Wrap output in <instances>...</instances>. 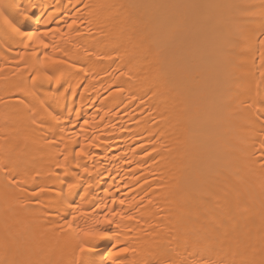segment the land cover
Masks as SVG:
<instances>
[{
	"label": "bare ground",
	"instance_id": "6f19581e",
	"mask_svg": "<svg viewBox=\"0 0 264 264\" xmlns=\"http://www.w3.org/2000/svg\"><path fill=\"white\" fill-rule=\"evenodd\" d=\"M38 3L71 38L28 42L0 21V264H72L57 165L75 170L80 143L84 210L115 198L136 217L119 229L123 264H264V0ZM40 40L67 61L52 87L33 79L52 67ZM111 243L94 258L112 264Z\"/></svg>",
	"mask_w": 264,
	"mask_h": 264
},
{
	"label": "snow or ice",
	"instance_id": "6c2138e0",
	"mask_svg": "<svg viewBox=\"0 0 264 264\" xmlns=\"http://www.w3.org/2000/svg\"><path fill=\"white\" fill-rule=\"evenodd\" d=\"M39 9L38 0H0V21H2L6 27V31L11 35L19 36L22 40L25 38L30 42L33 38L38 35L47 36L49 32H61L66 38L70 39V34L63 33L62 29L59 27L53 28L48 21L42 25L41 21L45 20L43 14L37 18V12ZM255 14V13H250ZM261 14H264V8H262ZM49 20L54 19L53 14H49ZM35 20L36 27L41 29L39 33L35 30H27L25 25L30 21ZM59 23V22H57ZM77 24L76 19H72L71 23L68 24V28L71 29L73 25ZM39 43L43 46L44 51V61L51 62L52 67L45 68L41 73H38L36 79H43L49 82V86L52 87V81L54 79L53 75H49V72L55 73L59 71L56 65H64L67 63L66 60H57L52 56L47 54V49L49 44L45 43L44 40H40ZM262 47H264V40L260 41ZM28 45L26 44V47ZM264 55V53H262ZM39 59V56H37ZM75 65H73L74 67ZM55 84L63 87L61 84V76H55ZM55 91L59 92V87L55 88ZM72 91L75 92L76 89L69 87L65 89V92ZM63 95V93H62ZM51 114V113H50ZM55 118V117H54ZM84 125L88 124V120L83 121ZM89 147H91L92 142L88 141ZM76 165L75 170L69 169L67 165H57V168H65L66 171H70L71 175L66 176L65 180H70L67 183L68 196L63 197L67 201L65 208L66 212L73 213V216L69 220L66 217H62L64 224L61 227H67L71 233H73L74 238V260L72 264H104L103 260H97L94 258V253L96 245L100 241L108 240L110 243L115 240L116 243H111V247L108 249V257L111 259L112 264H123V254L131 251L129 248L121 246L119 243V229L121 227V222L127 220L132 221L136 219L133 215H128L124 211L117 210V200L112 198V204L109 205L107 201L102 203H97L95 200L88 204V210H84V201H87V193L92 189L93 177L89 173L88 168L84 167L83 171H79L81 168L80 158L86 157L88 152L85 150V144L80 143L79 147L74 149ZM65 161L69 160V157H64ZM99 176V173H96ZM84 177H87L88 183H85ZM63 183V181H62ZM97 184H101V181L97 180ZM102 186V185H101ZM77 188H83L84 195L80 196L81 203H76L73 196V192ZM105 193H108V189H104ZM118 194V193H117ZM75 195H79L76 192ZM95 207H92V204ZM119 207L123 208L125 205V200H119ZM107 209V211H105ZM81 221L83 223H81ZM75 225V227H73ZM130 231V230H129Z\"/></svg>",
	"mask_w": 264,
	"mask_h": 264
}]
</instances>
